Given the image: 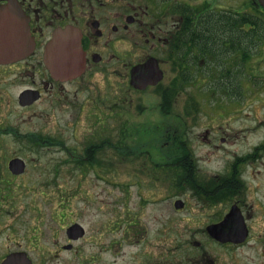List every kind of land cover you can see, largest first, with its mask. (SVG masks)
<instances>
[{"label": "flooded vegetation", "instance_id": "af4514ba", "mask_svg": "<svg viewBox=\"0 0 264 264\" xmlns=\"http://www.w3.org/2000/svg\"><path fill=\"white\" fill-rule=\"evenodd\" d=\"M58 33L67 42L74 38L76 48L55 44ZM60 52H70L64 58L66 65H76L73 70L60 73ZM262 60L264 7L258 0H0V264L7 258L59 264V247L74 250L89 234L71 206L60 211L64 225L51 212L52 224L44 231L42 212L36 208L20 219L27 210H18L13 197L31 187L37 196L58 195L60 164L70 168L64 193L75 196L71 181L78 173L84 185L86 170L106 163L109 145L106 137L83 134L78 140L75 132H89L92 123L113 114L121 118L132 107L143 118L120 119L121 153L150 161L182 147L191 154L179 133L192 112L197 122L201 114L212 123L203 144L218 152L219 165L209 171L200 154L199 168L191 155L159 156L158 164L173 172V211L188 209L185 196L199 210V217L185 221L199 229V237L150 238L149 221L144 226L136 212L125 210L115 227L114 258L101 264H264V235L258 230L264 225ZM93 84L103 86L105 100L93 99ZM206 85L225 100H214L216 109H199ZM109 94L115 107L108 114L103 107ZM253 101L261 109L254 121ZM240 117L243 124L231 130L229 120ZM126 138L132 152L121 145ZM53 223L63 228L61 243ZM96 258L90 253L85 264Z\"/></svg>", "mask_w": 264, "mask_h": 264}, {"label": "rangeland", "instance_id": "374dc122", "mask_svg": "<svg viewBox=\"0 0 264 264\" xmlns=\"http://www.w3.org/2000/svg\"><path fill=\"white\" fill-rule=\"evenodd\" d=\"M263 63L264 60L261 62L262 67ZM212 88V85L205 86V91L203 92L206 93L207 96H205V98L207 97V99L199 97L200 110L207 109V107L216 109L214 105L215 101H225H219L218 95L212 96V93H210ZM90 91L96 102L100 99L105 100L102 85L93 84L91 85ZM188 92L189 89L185 91V93ZM199 93H202L201 89ZM114 102V96L109 94L106 99V108L102 105L100 108L103 107L109 114L111 113L110 108L113 109L115 107ZM94 104L95 102L92 103V105ZM194 107H196V105ZM249 109L252 112L253 121L256 120L254 116L261 112L258 103L253 101ZM134 111L135 109L133 107L126 109L125 113H123L124 116L121 118H117L115 114H113L111 118L107 119V122L103 123H99V119L98 123L91 124L89 132H83L82 130L75 132L76 136H78V140L81 135L89 134V136H95L96 138L98 137V139L99 136L106 137L111 143L106 149V159H103L106 163L101 165L92 164L89 169L86 170V172L89 171V177L82 181L84 185L79 183L78 173L75 177L77 180L75 182L71 181L72 185L76 186L75 196H71L68 199V195L64 193L65 190H69L70 186L68 180L70 168H68V164H60L58 195L53 197L46 194L37 196L35 193L30 192L31 187L27 191H21L19 196L13 197L15 205L19 207L18 210H27V212L21 211L20 219H26L30 216L31 212L35 214L36 208L42 212V217L39 221L42 223L44 222V231L52 224V220L49 217L51 212H53L54 216L58 217L60 226L65 223V221L63 223L61 222L59 215L62 207L66 208L68 212L69 206H71L77 215L80 214V216L76 218L85 226L89 234L74 243V250H60L59 247V264H63L68 259L73 260L74 264H85L90 253L97 255L95 264H101L105 259L110 263L114 258L113 254L116 249V245L113 244V242L119 236V232L115 230V227L118 228V222L123 215L122 212L125 210L136 212L139 216V222L144 226H146L149 221L148 237L150 238L157 236L174 238L184 235L199 237V229L191 227V224L188 227L185 226L186 220L190 221L199 217L198 208L195 207L192 199L185 196L183 198L187 199L188 209L180 213H175L173 211L171 204L175 194L169 192L173 189L170 183V178L174 177L172 175L173 172L172 170L161 167L158 162L162 161H159L158 157L163 156L166 160H169L170 157L191 155L194 157V165L199 168V154L200 156L204 155L205 158H203V160L207 164L206 169L213 171L219 165L218 152H212L211 146L203 144V138L206 135L205 127L212 123L208 119H202L203 116H201V114H199V122H197V116L190 115L192 112H189L186 117V123H184V129L179 133V136L183 142H186L185 144L190 148L191 154L182 147L181 149H174L168 153L156 154L155 160L150 161L144 155L137 158L132 153H121L116 149L117 143L121 137L120 132H118L120 119L123 118V121L125 120L129 123L133 119L141 120L143 118L142 116L138 117L133 115ZM204 112L205 111H203V114ZM228 124L231 130L236 129L239 125L243 124V118L240 117L234 121L229 120ZM237 134L240 135L241 133ZM210 135L212 136V133H210ZM235 140L239 142V139ZM128 143L130 144L131 140L126 138L123 139L121 145L126 147ZM243 145H245L244 142L237 148L238 151L244 149L245 146ZM64 156L65 155L61 157ZM73 172L75 173L76 170L72 171V173ZM96 174H102L103 177H99ZM20 189L23 190V188ZM82 189H84V192L81 191ZM262 193L264 194V190H262ZM144 199L148 201L154 200L155 202H148ZM53 226L57 227L56 224ZM106 228L109 229L108 234L103 235L98 233L101 229L105 231ZM258 230L264 235V225L258 228ZM55 231H58L61 243L63 228L57 227ZM192 232L195 233L193 234ZM89 237L96 238V240H94L96 243H92ZM3 245L2 239L0 238V252L1 249H3ZM48 246L49 245L45 241V249ZM54 249L55 247L52 248V250ZM243 262H245V264H263L256 261Z\"/></svg>", "mask_w": 264, "mask_h": 264}, {"label": "water", "instance_id": "95a60500", "mask_svg": "<svg viewBox=\"0 0 264 264\" xmlns=\"http://www.w3.org/2000/svg\"><path fill=\"white\" fill-rule=\"evenodd\" d=\"M260 2L261 5H263L264 7V0H258ZM67 35H65V33H58L54 36V43H58L60 47H70V48H76V46L78 45L77 42L74 40V38H70L72 39L70 42H67L68 39H67ZM52 43L53 41L50 43V48L52 46ZM55 43V44H56ZM66 53V55H69L70 52H60V58H61V65H60V73H66L67 71H70V70H73L75 68V66H68L66 65V59L64 58V54ZM48 54H49V57H50V50L48 51ZM49 62L50 61V58H49ZM175 205L178 207L181 205L180 201H176L175 202ZM74 226H77V225H73L71 226L72 228H74ZM214 232V231H213ZM216 236H219L220 234L218 232H216L215 234ZM19 261H17L15 258L13 259H10V258H7L5 260H3L1 262V264H18ZM21 264H29V262H21Z\"/></svg>", "mask_w": 264, "mask_h": 264}]
</instances>
